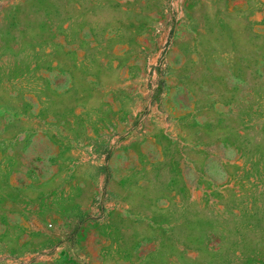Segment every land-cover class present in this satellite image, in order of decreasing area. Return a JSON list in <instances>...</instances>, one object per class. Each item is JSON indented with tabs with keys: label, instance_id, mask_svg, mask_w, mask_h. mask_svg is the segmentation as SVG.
<instances>
[{
	"label": "rangeland",
	"instance_id": "rangeland-1",
	"mask_svg": "<svg viewBox=\"0 0 264 264\" xmlns=\"http://www.w3.org/2000/svg\"><path fill=\"white\" fill-rule=\"evenodd\" d=\"M0 264H264V0H0Z\"/></svg>",
	"mask_w": 264,
	"mask_h": 264
}]
</instances>
